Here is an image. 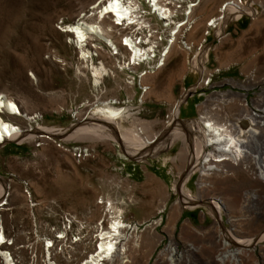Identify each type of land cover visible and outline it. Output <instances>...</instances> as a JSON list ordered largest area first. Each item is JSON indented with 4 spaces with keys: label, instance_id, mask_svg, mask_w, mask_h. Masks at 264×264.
<instances>
[{
    "label": "rangeland",
    "instance_id": "374dc122",
    "mask_svg": "<svg viewBox=\"0 0 264 264\" xmlns=\"http://www.w3.org/2000/svg\"><path fill=\"white\" fill-rule=\"evenodd\" d=\"M94 1L0 0V93L11 97L31 120L3 118L37 135L0 146V179L7 187L5 205L0 206V230L9 243L3 250L15 264H81L98 246L101 229L110 227L111 201L122 209L121 220L137 227L127 234V264H165L170 244L180 250L194 245L198 248L194 259L200 264H215L218 254L238 249L249 253L251 247L236 244L264 236V184L253 181L250 171L235 169L229 176L205 177L210 186L200 189V175L195 172L184 191L202 201H197L196 208L180 210L183 204L176 208L179 199L183 200L176 186L178 174L183 172L182 181L186 179L188 159L195 153L193 145L182 140L170 149L165 147L173 138L174 126H168L171 111L185 93L181 121L198 118L203 112L220 124L246 112L264 118V0H243L257 12L230 22L221 37L208 24L228 0H197L192 15L197 32L192 35L187 30L186 38L179 40L191 43L192 51L173 47L163 68L144 79L142 85L152 87L143 94L125 83L127 73L113 68L107 52L98 50L93 64L103 62L114 77H104L95 87L78 49L59 30V26L75 23ZM200 49L208 52V58L198 64L202 70L193 72ZM128 99L133 106H125L123 101ZM139 99L141 106H137ZM109 100H117L118 108H129L131 114L122 127H139L148 138L159 135L158 148L139 161L128 157L129 144L121 139L120 131L108 127L105 120L93 121L96 110L89 111L94 102ZM81 127L84 130L78 135L67 138ZM45 128L67 134L41 140ZM262 132L249 145L250 155L261 165ZM160 147L165 150L159 151ZM84 151L89 155L79 161L76 154ZM219 198L227 209L218 227L204 202ZM225 230L236 244L221 248L215 240ZM62 235L66 238L61 239ZM46 240L54 243L49 257ZM258 242L253 254L242 255L243 264H264V239ZM175 259V264H182L180 258Z\"/></svg>",
    "mask_w": 264,
    "mask_h": 264
},
{
    "label": "bare ground",
    "instance_id": "6f19581e",
    "mask_svg": "<svg viewBox=\"0 0 264 264\" xmlns=\"http://www.w3.org/2000/svg\"><path fill=\"white\" fill-rule=\"evenodd\" d=\"M147 1L149 3L151 2L154 7V11L158 15L162 12V4L156 2L157 0ZM197 4V0H194V3L190 1L187 2V6L189 8L186 9L187 23L185 26V32L187 30H192V35L197 32V29H193L194 21L192 19L193 11ZM250 6V4H245L243 0H228L221 5L220 15L213 18L211 22H209L210 24H208V26L213 29L215 35L221 37L230 22L238 21L244 15H250L254 14V12H257L256 10L251 11V9L249 8ZM108 7L111 11L116 14L117 20L122 19V17L125 15L118 10L117 4L113 6H111L110 4V6ZM78 17V20L75 23L73 22L69 26H64L63 28L59 26V30H61L67 35V43L73 45L75 48L78 49L79 57L85 62V68L90 70V75L96 87L97 85L101 84L104 77L109 75L114 77L113 71H111L103 62L100 61L99 64L96 66L93 64V58L97 56V50L105 51L108 52L110 55H113V68H116V64L119 61V58L124 55L114 44L112 37L107 32L106 28L102 25L101 22L98 21L99 17L90 19L88 18L87 13L84 12H80ZM161 17L164 16L161 15ZM88 21H90L91 23ZM185 32L180 31V33H184L183 37H180L181 34L179 33L180 39L184 38V36L186 38L185 34L187 32ZM88 40L97 41V43L92 44L93 47H88ZM180 43L181 48H184V50H187L188 52L192 51L191 43L189 44L186 41H180ZM129 44L132 48H134L133 50L135 53V45L133 43H130V41ZM173 47L175 48L176 44L166 45L159 58L154 61L155 64L153 65L157 64L158 67L159 65H161V67L158 68L157 71L161 70L165 65L166 60L174 50ZM201 47H203V45ZM201 49L196 54L195 63L193 64V67L195 69L192 70L193 72H198V69L202 70V68L199 67L198 64H200L201 60L208 58V52L206 50L202 51ZM114 54H119L120 57L118 58ZM128 56H130V53ZM145 56V58H147V55ZM130 71L132 72L133 70ZM201 72L203 74V71ZM31 78L33 81H37L36 77L33 74L31 75ZM145 78L139 79L140 87H145V90H139L141 94H143L152 87L148 85H142ZM125 83L128 86L137 87V84L133 83L132 80L126 81ZM186 95L187 93H185L179 100H177L173 106V109L170 114L171 119L170 122H168V126H174L171 130V135L173 138L171 137L172 140L170 141V143L168 142V146H166L164 143V145L166 146L165 149L167 150L170 149L175 142L182 140L184 143H187V145H193L192 151H194L195 153L194 157L191 156V158L188 159L189 168L186 170V172L189 171V175H187L186 179L182 181L183 177L185 176L183 172H180L178 174L179 180L178 182H176V186L178 193L181 195L183 200L179 199V201L176 203V208L179 207L180 204H183V206L179 207L180 210L196 208L198 207V205H196L197 201H202L197 200L196 196L193 197L186 194L184 191V187L187 184V181L195 172H199L200 175V179L198 182V187L200 189L210 186V184L204 180L205 177L212 174L229 176L232 174V170L234 171L235 169L250 171L252 173L253 181H259L264 184V164L261 165L258 162V158L255 156H251L249 152V145L252 143V141L258 140L261 134L263 133L262 130H264V118L261 117L258 113L246 112L242 115L241 118H238L235 121L227 120V122H225L224 124H220L219 122L214 121L213 118L208 116L207 112H203V114H200L198 118H195L190 121H181L179 118L180 106L186 103ZM123 102L125 103V106H133L131 104V100L129 99ZM117 103V100H109L107 102L96 101L90 106L89 111L96 110L93 121L105 120L106 122H108V127H111L110 125H112L115 129L117 128V131H120L121 139L129 144V152L126 155L128 157H131V159L139 161L142 155H147L149 152L154 151L158 148V140L160 136L156 135L153 138H148L143 136L145 131H143L139 127H133L130 129L122 127V121L125 118H128L131 113L129 114L128 107H116L115 105ZM139 103H143L142 99L141 101L140 99L138 100L137 106L140 105ZM3 116H9L13 118L25 117L27 120H31V118L28 117L27 114L24 115V111L19 108V106L11 97L0 93V146L10 141H16L17 143H21L29 139L31 140L35 136H37L34 133H31V130L22 131L20 127L16 126L9 120L4 119ZM181 126L184 129H181ZM43 130L45 131L43 133L46 134L44 135V137L46 136L50 140H52L54 137H61L67 134V132L65 133L63 130L59 129L51 130L45 128ZM81 130L84 129L82 127L74 129L72 133L68 135L67 138H69L70 136L73 137L75 135H78ZM63 138L66 139V137ZM144 148H146L147 151ZM135 149H143L145 150V152H137L135 151ZM165 149L164 147H160L159 151ZM0 182V206H4L5 204L2 203V201L6 199L5 193L7 187L3 184L1 179ZM204 204H207V206L209 207L218 227L221 226L223 217L222 214L227 209V205L225 204L223 199H210L209 201L204 202ZM109 207L112 210L111 219H113L111 220L110 227L106 231L101 229L99 233L100 238L98 246L96 247L95 251L90 256H88L87 259L84 260L81 264H115V262H118L117 264H127L130 262V260L126 256V244L129 240V235L127 234L135 231L137 227L135 225H126L123 220H121L122 209H119L112 205L111 201H109ZM164 207L165 204L162 205L161 209H163ZM230 235L231 234L226 232L225 230V232L222 234L223 237L217 238L215 240V243L221 248L228 246L230 243L236 244L234 243V240L229 239ZM60 238L65 239L66 235H62ZM261 239H264V236L259 237L257 241H254L253 239L252 241L248 240L249 242L241 241L237 243L236 245L241 244L242 247H251V249L248 250L249 253L245 252L246 249L244 250L243 248L227 253L218 254L217 256L215 255V259L213 258L215 264H243L242 255L246 256L253 254L255 246L257 245V243H259L258 241ZM46 241V253L49 257L51 251L50 249L53 248L54 243L50 240ZM7 242L8 240L5 237L2 228V230H0V258L3 260V264H15L11 254L5 251L6 249L3 250V247L9 244ZM137 246L138 244H135L134 247ZM221 251H223V249ZM165 252H167L169 255L165 264H175V258H180L179 262H182V264H200L196 259H194L198 252V248H196L192 244L183 246L182 250H180L177 245L170 244L166 248ZM161 255L163 256L164 253H162ZM50 260L51 259H49L48 262L52 263ZM208 262L211 261L208 260Z\"/></svg>",
    "mask_w": 264,
    "mask_h": 264
},
{
    "label": "built area",
    "instance_id": "2783aa9c",
    "mask_svg": "<svg viewBox=\"0 0 264 264\" xmlns=\"http://www.w3.org/2000/svg\"><path fill=\"white\" fill-rule=\"evenodd\" d=\"M188 1L157 0L156 2L162 4V12L159 15L154 11L151 2L147 0H95L86 11L90 19L99 17L98 21L106 28L114 44L124 55L119 58V54H114L119 58L116 69L120 73H127L126 81L132 80L136 83L137 88L136 86L135 88L138 91L145 90V87H140L139 79L154 74L161 67V65L158 67L157 64H153L161 55L164 47L169 44H181L179 35L182 34L180 31L185 32ZM110 4L111 6L117 4L118 10L125 14L122 19L117 20L116 14L108 7ZM129 41L135 45V53ZM92 42L88 40V47H93ZM129 53L130 56H128ZM107 54L112 59L113 55L108 52ZM203 80L204 76L201 78V81ZM206 82L208 83V79L204 84H207ZM40 138L50 140L44 135ZM88 155L84 151V153L78 152L76 157L80 161Z\"/></svg>",
    "mask_w": 264,
    "mask_h": 264
}]
</instances>
